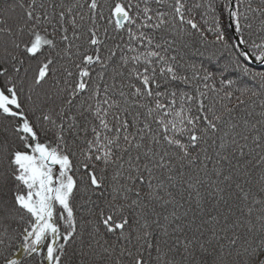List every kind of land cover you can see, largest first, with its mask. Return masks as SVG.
<instances>
[{
  "label": "snow or ice",
  "instance_id": "snow-or-ice-1",
  "mask_svg": "<svg viewBox=\"0 0 264 264\" xmlns=\"http://www.w3.org/2000/svg\"><path fill=\"white\" fill-rule=\"evenodd\" d=\"M0 264H264V0H0Z\"/></svg>",
  "mask_w": 264,
  "mask_h": 264
}]
</instances>
